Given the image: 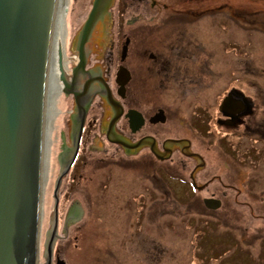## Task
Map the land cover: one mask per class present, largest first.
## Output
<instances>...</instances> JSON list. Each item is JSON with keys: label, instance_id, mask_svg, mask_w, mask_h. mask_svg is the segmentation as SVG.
<instances>
[{"label": "flooded vegetation", "instance_id": "flooded-vegetation-1", "mask_svg": "<svg viewBox=\"0 0 264 264\" xmlns=\"http://www.w3.org/2000/svg\"><path fill=\"white\" fill-rule=\"evenodd\" d=\"M255 1L107 0L85 40L81 32L87 19L77 40L71 39L69 58L77 55L78 63L69 61L74 84L62 91L70 109L60 187L84 146L86 153L97 155L99 166L112 160L140 174L141 185L129 194L107 195L110 214L121 223L113 235L124 239L125 254L140 257L130 259L133 264H161L166 253L160 237L165 220L153 222L159 234L153 238L145 220L195 210L227 227L233 211L242 218L247 210L254 219L247 196L263 201L255 186L264 180V101L259 85L264 70L257 68L263 66L260 61H246L249 50L257 52L246 36L264 35V0ZM81 59L84 65H79ZM78 83L84 85L82 91ZM66 152L71 158L64 163ZM58 193L45 236L41 231L45 253L37 264H74L80 247L75 234L79 227L74 229L72 223L84 212L83 203L73 200L59 215ZM84 198L88 205L87 194ZM88 209L95 212L93 206ZM228 225L234 245L245 246L249 225L236 218ZM187 231L191 240L202 238ZM252 234L247 244L258 242ZM100 237L105 249L104 229ZM196 243L195 251L202 252ZM135 244L141 245L138 253L131 251ZM184 247L188 253L189 245ZM212 247L209 251H224L223 246ZM238 253L239 259L233 256L228 264H244Z\"/></svg>", "mask_w": 264, "mask_h": 264}, {"label": "water", "instance_id": "water-1", "mask_svg": "<svg viewBox=\"0 0 264 264\" xmlns=\"http://www.w3.org/2000/svg\"><path fill=\"white\" fill-rule=\"evenodd\" d=\"M106 1L94 0L74 41L80 32L85 40ZM71 3L0 0V264H37L45 253L41 231L45 236L55 199L58 207L70 109L62 91L74 84L69 61L78 63L77 55L69 58ZM126 51L125 45L122 60ZM124 72L121 66L119 76ZM83 87L78 83L77 90ZM70 158V152L64 153L63 162ZM218 207L219 202L213 208Z\"/></svg>", "mask_w": 264, "mask_h": 264}, {"label": "rangeland", "instance_id": "rangeland-1", "mask_svg": "<svg viewBox=\"0 0 264 264\" xmlns=\"http://www.w3.org/2000/svg\"><path fill=\"white\" fill-rule=\"evenodd\" d=\"M93 2L94 0H72L67 39H74L78 27L82 26L89 17ZM255 2V0H245L246 5H254ZM257 3L261 4V0H257ZM246 39L252 40L257 48V52L254 49L246 53V61H260L263 66H257V68L264 70V35L256 33L247 35ZM215 47L218 48L216 45ZM261 78L259 85L263 96L262 101H264V75H261ZM248 89L247 87V95L252 97L254 92L248 91ZM261 135L264 136V133ZM86 148L84 146L83 149H80L58 195L60 201L59 215L66 211L68 204L72 203L73 200L74 202L81 201L84 207V212L82 211L79 219L72 223L74 229L79 227L75 234L79 237L80 246L75 253L77 255L74 264H133L130 259L138 260L140 257L135 255L133 258L130 254H125L122 246L124 239L118 235H113L116 230L120 231L119 225L121 223L118 220L114 222L113 216L110 214L111 204L107 195L112 192L129 194L128 192L139 186L140 174L130 171L112 160H108L104 165L99 166L95 160L97 155L94 153L89 155L86 153ZM231 150L233 151V149ZM78 176L79 179L77 180ZM70 188H75V192L71 193ZM255 192L263 198L262 202L259 201L261 198L255 197L254 194L253 197L246 195L245 199L255 207L256 220L252 219L247 210L243 212L242 218H240L237 211H233L235 215L230 214V217L226 219V224H229L232 220L235 221L236 218V220H243L249 225L247 226L249 230L247 232L244 230L245 235H242L244 237L242 242L246 244L245 246L234 245L235 242L231 238L233 231L229 229L228 224L227 227L219 225L220 222L217 219L206 216L208 214L198 213L195 210L167 214L163 219L157 217L145 220V229H148V233L152 238L156 237V234L159 237L156 225L152 226L153 222L159 223L165 220V228L163 226L160 237L161 242L165 245L166 253L161 264H228L233 260V256L239 257L238 252L242 254L244 264H264V218L260 219L257 216L258 214L264 216V180L257 182ZM86 194L88 200L90 199L88 205L87 200L84 198ZM89 205L90 208L92 206L95 208V212L88 209ZM179 209L181 210V208ZM75 217H77V214H75ZM96 227L101 228L99 229V237L96 234ZM243 227L244 229L247 228L245 225ZM103 229L107 236L104 237V240L107 241L106 246H103L105 249L101 248L103 242L100 236L103 234ZM189 229L201 234L202 238L197 237L196 241L199 244V250H203L202 252L195 251L197 243L195 240L189 239L190 233L187 231ZM253 229H256L254 234H252ZM235 234L241 236L236 230ZM251 234L252 237L258 240L257 243L247 244ZM186 245H189L188 253L184 247ZM215 245L223 246L224 251H219V253H215L214 249L209 251V248ZM232 246L233 249L231 250ZM140 248L141 245L135 244L131 251L138 253ZM94 249L113 252L115 257L104 256ZM71 254L72 252L68 254V257H71Z\"/></svg>", "mask_w": 264, "mask_h": 264}, {"label": "trees", "instance_id": "trees-1", "mask_svg": "<svg viewBox=\"0 0 264 264\" xmlns=\"http://www.w3.org/2000/svg\"><path fill=\"white\" fill-rule=\"evenodd\" d=\"M245 201L247 202V205H248V206H251V207L255 210V207L251 204L250 201H248V200H245ZM255 211H256V210H255ZM254 214H255L254 220H256V219H257V217H256V213L254 212ZM257 216H258V218H260V219H261V218H264V216H263V215H260V214H258ZM260 219H259V220H260Z\"/></svg>", "mask_w": 264, "mask_h": 264}, {"label": "bare ground", "instance_id": "bare-ground-1", "mask_svg": "<svg viewBox=\"0 0 264 264\" xmlns=\"http://www.w3.org/2000/svg\"><path fill=\"white\" fill-rule=\"evenodd\" d=\"M68 38V37H67Z\"/></svg>", "mask_w": 264, "mask_h": 264}]
</instances>
